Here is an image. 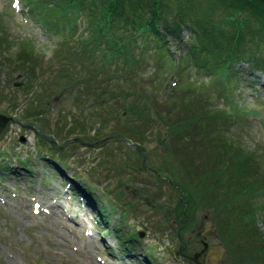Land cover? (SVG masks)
Returning <instances> with one entry per match:
<instances>
[{
	"label": "rangeland",
	"instance_id": "rangeland-1",
	"mask_svg": "<svg viewBox=\"0 0 264 264\" xmlns=\"http://www.w3.org/2000/svg\"><path fill=\"white\" fill-rule=\"evenodd\" d=\"M17 1L0 0V25L6 28L0 41L17 51L19 43L28 42L35 51L26 66L37 77L42 75L41 54L50 56L56 44L46 39L44 31L37 32L38 25ZM166 33L168 53L182 57L178 62L166 57L159 65L143 69L145 74L134 87L145 104L136 114L110 107L94 119L91 110L76 100L71 83L58 84L54 78L58 63H48L43 86L33 92L26 77L19 76L5 59L10 56L8 46L0 54V115L10 119L0 133V155L3 163L21 164H11V175L0 178V264H193L190 257L200 251L201 264H264V76L249 71L245 62L238 64L235 85L213 74L202 80L208 89L200 92L212 96L213 108L229 114V118L226 113L223 116L226 138L257 155L259 174L254 178L260 190L254 224L258 246L242 249L229 230L219 226L222 217L216 215L214 204L209 205L216 189L207 185L208 172H202L211 160L209 146L201 142L195 121L184 111L187 103L202 111L199 91L187 89L198 78L192 58L184 61L183 55L191 30L182 26L179 33ZM172 61L175 65L171 63L169 70ZM154 67L157 72L152 74ZM74 104L76 114L70 107ZM230 108L236 111L233 115ZM24 116L31 120L28 124ZM76 118L88 126L89 135L100 121L103 131L85 138L92 144L81 145L75 139L77 131L69 128ZM113 134L119 138L107 143ZM69 138L74 140L67 143ZM99 139L98 145L93 143ZM101 143L106 146L98 147ZM53 145L63 151L58 154L63 167L45 160L40 151ZM217 168L214 164L210 172ZM70 176L75 186L86 190H90L87 184L91 186L90 198L109 212L108 225L99 218L95 222L89 212L92 207L76 204L71 187L63 185L71 181ZM178 215H190L188 224L178 222ZM128 235L134 241L129 243L132 253L126 255L122 251L128 244L121 245L118 236Z\"/></svg>",
	"mask_w": 264,
	"mask_h": 264
},
{
	"label": "trees",
	"instance_id": "trees-1",
	"mask_svg": "<svg viewBox=\"0 0 264 264\" xmlns=\"http://www.w3.org/2000/svg\"><path fill=\"white\" fill-rule=\"evenodd\" d=\"M23 1L28 7L29 17L41 26L47 36L56 41L55 49L49 57L41 54L39 70L42 75L36 77L34 70L31 71L26 66L28 56L35 49L28 42H21L17 51L8 42H1L5 38L6 28L0 25V54L8 46L6 50L10 52V56L5 59L13 64L19 76L23 79L26 77L33 92L43 86L41 79L48 69V63H54L55 66L58 63L54 78L58 80V84L71 83L72 91L77 94L76 100H80L85 109L91 110L94 119L105 108L106 111L113 107L117 112L123 109V113L129 111L136 114L140 106H144L145 100L143 97L138 98L141 94L135 89L134 82L141 81L146 66L153 63L159 65L161 60L168 57L166 32L179 33L182 26H188L192 34L183 54L184 61L191 57L198 65L195 76H198L199 81L195 79L187 85V89L199 93L203 90L205 93L208 88L202 80L211 74H219L227 78L229 84L235 85L238 64L245 62L249 71H259L264 76V3L257 0ZM42 61L47 63L44 68ZM171 63L175 65L173 61L170 62L169 70L172 68ZM155 72L156 67L152 74ZM204 93H200L201 112L188 103L184 106V111H188V118L195 121L196 135L203 138L204 140L200 139L201 142L205 141L209 146L211 160L204 164L205 170L202 172H208L207 185L212 184L216 189L213 191L214 202L206 204H214L216 215L222 217L219 219V226L222 224L221 227H226L239 241L238 248L247 249L252 246L254 249L258 246L254 224L258 212L255 197L257 190H260V187L256 190L254 178L259 171L257 155L226 138L223 116L225 117V113L227 116L229 114L226 110L221 111V108H213L212 96ZM118 101L120 104H117ZM75 105L70 106L74 107L71 108L75 109L74 114L78 109ZM31 108L29 105L27 113ZM230 110L232 115L236 112L232 108ZM112 113L113 111L110 114ZM23 120L25 123L31 121L28 116H24ZM78 120L74 119L69 129L77 131L76 139L81 145L92 144L85 142V138H92L103 131L100 121L97 120L99 130L94 129L89 135L88 126H85L83 120ZM182 121L186 122V119ZM178 128H183V125ZM116 135L118 134L109 136L111 140L108 139L107 143L116 141L119 138ZM38 137L42 139L39 133ZM99 141L100 139L93 143L97 144ZM132 143L137 142L133 140ZM103 146H106L105 143L98 147ZM214 164L218 168L216 172H210ZM6 172L7 165L1 164L0 173ZM211 175L214 176L211 178ZM85 196L91 200L88 193ZM94 204L103 213L102 205L96 202ZM189 216L178 215V222L182 220L187 225ZM104 220L107 221L106 218ZM118 239L121 245L128 244L126 253L132 251L129 246L134 241L132 236H118Z\"/></svg>",
	"mask_w": 264,
	"mask_h": 264
},
{
	"label": "water",
	"instance_id": "water-1",
	"mask_svg": "<svg viewBox=\"0 0 264 264\" xmlns=\"http://www.w3.org/2000/svg\"><path fill=\"white\" fill-rule=\"evenodd\" d=\"M257 1L264 3V0H257ZM8 120H9V118H6V117L0 115V132H2V130H3V128L6 125ZM199 256H200V253L195 254L192 257V261H194L196 264H200V262L198 261Z\"/></svg>",
	"mask_w": 264,
	"mask_h": 264
}]
</instances>
